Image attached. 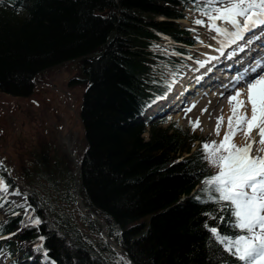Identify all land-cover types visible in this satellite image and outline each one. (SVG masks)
<instances>
[{
  "label": "trees",
  "instance_id": "1",
  "mask_svg": "<svg viewBox=\"0 0 264 264\" xmlns=\"http://www.w3.org/2000/svg\"><path fill=\"white\" fill-rule=\"evenodd\" d=\"M4 1L11 6L0 3L3 88L26 92L35 74L67 61L80 68L78 75L88 83L81 111L87 149L80 195L105 222L110 237L135 264L233 260L210 242L204 227L215 224L205 213H214L217 206L182 198L207 174L200 151L183 157L191 149L189 132L176 123L153 125L145 140L143 127L128 123L155 93L148 79L160 54L153 51L156 42L163 35L180 39L187 33L175 19L183 15L179 4L189 0ZM41 157L46 159L44 152ZM46 167L30 196L42 219L38 228L13 209L6 215L5 230H17L15 238L23 246H30L41 232L49 255L59 264H125L100 237L101 224L77 210L73 172L57 176L52 165Z\"/></svg>",
  "mask_w": 264,
  "mask_h": 264
},
{
  "label": "snow or ice",
  "instance_id": "2",
  "mask_svg": "<svg viewBox=\"0 0 264 264\" xmlns=\"http://www.w3.org/2000/svg\"><path fill=\"white\" fill-rule=\"evenodd\" d=\"M198 11L207 17L209 29L223 38L222 48L243 39L244 33L264 27V0H204ZM195 23L204 25L205 21L198 19ZM250 73H256V69H246L235 78V84L243 82L247 92L233 85V94L228 97L231 115L223 139L202 145V159L218 169L202 180L206 197L202 202L218 206L214 213H205L215 224L205 223L204 227L210 233V242L234 258L227 264H264V72ZM223 125L224 116L220 115L217 136ZM199 127L200 121H194L193 131ZM240 135L244 136L243 144L236 143ZM8 188L0 176V192L7 194ZM33 223L38 225L40 221Z\"/></svg>",
  "mask_w": 264,
  "mask_h": 264
},
{
  "label": "rangeland",
  "instance_id": "3",
  "mask_svg": "<svg viewBox=\"0 0 264 264\" xmlns=\"http://www.w3.org/2000/svg\"><path fill=\"white\" fill-rule=\"evenodd\" d=\"M187 13L192 23L202 16L195 10H189ZM189 18L188 20H183V23L189 25ZM207 24L201 27L203 40L211 39L212 33L214 32L209 29ZM215 42L214 39V45ZM201 44L194 47V51L199 52L202 50L204 52ZM79 70L80 68L72 62L69 64L66 63L59 68L51 66L44 69L40 72L39 79H37V83L34 85L36 86V92L31 97L30 95L24 97L23 95L12 98L0 92V98L2 102L5 103V107H0V149L3 153V164L11 169L16 184L15 187H12L7 183L9 188L8 193L5 195L9 200L14 201L17 206H26L30 208L27 196L24 193L26 187L29 188V185H31L28 179H30V181H37L38 176L44 174L43 171L47 170L45 166L46 163L39 158L38 154H33V150L37 148L44 149L48 146L50 149V153H48L50 158L55 152L63 151V147L68 145L66 143H70L73 151L78 152V159L83 153L86 140L84 125L81 119V111L85 94V85L76 84L71 81L74 75H78ZM191 74L194 75V72L184 77L183 81H188L187 79ZM242 84L243 83L239 84L237 88L243 90ZM231 94L233 93L231 92ZM243 98H246V96L242 97V99ZM226 104V102H223L224 106ZM224 108L222 107V114ZM248 110H250V108H248ZM213 115L214 113L210 112L208 117H211L209 122L214 121L215 125L210 123L212 126L210 124L205 126L204 121H201L200 127L194 131L199 137L206 138L205 142H211L217 139L222 140L224 133L227 131V128L223 125L222 128L225 129V132L221 128L220 136L216 135L215 127L217 116L216 119H212ZM179 116L180 115H175V117ZM198 116L200 117L199 114L197 116L187 115L182 118L179 117V122L184 127L192 129L193 122L198 120ZM225 123L226 121L224 124ZM213 126H215L214 129ZM218 140L217 142H219ZM60 141H64L63 146L60 145ZM32 163L38 164L39 171L35 172V175L29 178L25 177L24 175L27 174V169L35 170V168L30 166ZM68 165L69 166L66 164L65 167L60 165L58 168L53 167L52 170L57 176H63L64 170H71L74 168L71 162H69ZM212 168L215 171L217 170L215 167ZM31 174H33V172H31ZM0 176H2L1 172ZM17 191H19V195L15 194ZM76 207L79 208L78 205H76ZM30 217L34 220L37 219L34 213H32ZM45 217L48 218L47 215ZM53 219V216L49 217V221ZM79 223L83 230L88 231L85 223H82L81 220ZM5 254V251H0L1 257L5 256ZM42 259L46 260L44 257ZM125 264H128V259H126Z\"/></svg>",
  "mask_w": 264,
  "mask_h": 264
},
{
  "label": "bare ground",
  "instance_id": "4",
  "mask_svg": "<svg viewBox=\"0 0 264 264\" xmlns=\"http://www.w3.org/2000/svg\"><path fill=\"white\" fill-rule=\"evenodd\" d=\"M218 23H220V22H218ZM227 27H229V29L232 30L231 26H227ZM260 35L261 36L258 35V38H253V39H258V42H260L261 46H264V41H262L263 40V36H262V34H260ZM214 37H215L214 39L216 41L215 45H213V47L211 46L209 48V52L206 54V56L204 58V61L206 63H210L211 61H213V60L218 58L219 60L216 61V64H219L218 66L222 67V64H225V63H224V59L221 58L220 55L223 52L224 48H226V47L222 48V45L220 43V40L223 39L222 37H219L217 33H216V35ZM243 59H244V57L241 58V60H243ZM262 59H264V57ZM252 66H253L252 64L244 65V67L240 68V71H237V72L233 73L232 75L231 74H227L226 75L227 77L229 75H231V78L228 79V82L226 83L227 85H229V87H226V86H223V85H221V86L209 85V89L210 90H204V91L202 90L200 92H197L194 95V101H193L192 105L195 108L196 116L198 114L200 115V120L204 121L205 126L206 125L208 126L210 123L215 125L214 121L213 122H209L210 118H211V117H208L210 115V112L214 113V115L212 116V119L213 118L216 119V116H218L220 111L223 110L222 107L224 108L226 106L224 108V111H223L222 115L224 116V120L226 121L224 126H225V128H227V119L231 115V109H230V106H229V103H228V97L231 95V92H232L231 89H232L233 85H235V87L238 85V84H235V78L237 76H240V75L244 74L246 69L251 70ZM200 68H201V65H198V67L196 68V71H194V75L191 74V76L189 77V78H191L190 79L191 84H189V86L186 87L185 84H187L188 81H183V83H181L178 88L173 90L171 98L174 99L173 96H175L176 102L184 101L183 100L184 99L183 96H185V94H187L191 90V88L193 87L194 82H197V81L203 79L202 76L199 74V72L197 73V70H199ZM255 69L257 70L256 66H255ZM202 70L204 71V69H202ZM211 70L212 69L209 68L206 71L205 76H209L211 74V72H210ZM245 91H247V89H245ZM223 102H226L227 104L224 106ZM173 103L174 102H172V104ZM183 103H185V102H183ZM187 104L188 103H185L184 105L186 106ZM249 108H250V106H249ZM205 109H207V111H204ZM248 115L249 116L251 115L250 110H248ZM212 124H210V125L212 126ZM214 127L215 126H213V129H214ZM222 130H224V132H225L224 128H222ZM253 136L254 137L256 136L255 132H253ZM218 141H220V140H218ZM243 142L245 143V139H244L243 135H240V136L236 137V143L243 144Z\"/></svg>",
  "mask_w": 264,
  "mask_h": 264
},
{
  "label": "water",
  "instance_id": "5",
  "mask_svg": "<svg viewBox=\"0 0 264 264\" xmlns=\"http://www.w3.org/2000/svg\"><path fill=\"white\" fill-rule=\"evenodd\" d=\"M80 203H81V206L83 207L84 206V204L82 203V201L80 200Z\"/></svg>",
  "mask_w": 264,
  "mask_h": 264
}]
</instances>
